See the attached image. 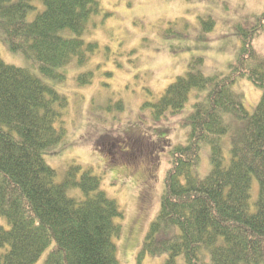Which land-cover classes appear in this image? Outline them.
I'll list each match as a JSON object with an SVG mask.
<instances>
[{
    "label": "trees",
    "instance_id": "16d2710c",
    "mask_svg": "<svg viewBox=\"0 0 264 264\" xmlns=\"http://www.w3.org/2000/svg\"><path fill=\"white\" fill-rule=\"evenodd\" d=\"M100 11L99 0H0V36L32 70L0 56V219L8 225H0V264H37L44 255L42 264H119L116 241L125 212L102 189L101 176L76 165L58 182L44 159L67 134L69 107L49 82L63 83V68L90 60L97 44L83 37ZM206 18L203 23L213 26ZM236 32L239 50L228 72L205 75L202 58H195L143 106L151 108L153 122H162L193 100L183 125L186 143L170 153L160 208L138 261L163 255L164 264H264V54L256 50L264 11ZM246 80L262 90L253 109L239 89ZM127 141L126 159L114 166L138 175L143 157V205L160 165L150 156L159 146ZM203 160L208 166L202 172Z\"/></svg>",
    "mask_w": 264,
    "mask_h": 264
},
{
    "label": "rangeland",
    "instance_id": "374dc122",
    "mask_svg": "<svg viewBox=\"0 0 264 264\" xmlns=\"http://www.w3.org/2000/svg\"><path fill=\"white\" fill-rule=\"evenodd\" d=\"M99 1L101 11L93 16L83 37L87 43L97 44L96 51L86 64L63 68V83L49 82L67 97L69 107L64 114L67 134L44 159L57 172L58 182L64 181L66 172L76 165L82 172L92 169L101 176L102 189L125 212L122 235L116 241L119 264H164L166 256H144L138 261V255L160 208L172 161L170 153L186 143L188 130L183 125L193 100L182 112L162 122H153L151 108L143 106L155 102L185 74L195 58H202L205 75L228 72L240 45L236 28L253 23L264 11V0ZM36 13L31 12L28 20H34ZM206 17H212L213 26L203 23ZM256 50L264 54V35L256 40ZM0 56L8 64L31 68L29 60L12 53L1 36ZM88 75L91 77L79 84L78 79ZM239 89L245 94L247 108L253 109L262 90L247 80L239 84ZM134 137L159 146L151 156L149 148L144 147L148 156L158 157L160 165L157 172L153 171L152 194L143 205L140 198L147 182L143 157L138 159V175L114 166L126 159L123 151L128 148L124 143L130 145L127 140ZM206 165L207 160H203L202 172L207 171ZM0 225L8 226L4 219H0ZM45 257L37 264H42Z\"/></svg>",
    "mask_w": 264,
    "mask_h": 264
}]
</instances>
